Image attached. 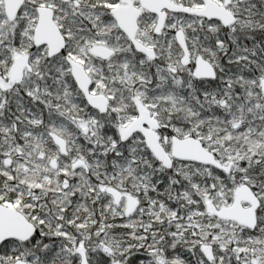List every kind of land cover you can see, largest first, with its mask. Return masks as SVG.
I'll return each mask as SVG.
<instances>
[{"label":"snow or ice","instance_id":"1","mask_svg":"<svg viewBox=\"0 0 264 264\" xmlns=\"http://www.w3.org/2000/svg\"><path fill=\"white\" fill-rule=\"evenodd\" d=\"M0 264H264V0H0Z\"/></svg>","mask_w":264,"mask_h":264}]
</instances>
